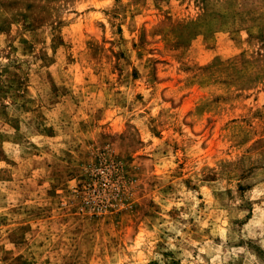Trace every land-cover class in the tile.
I'll use <instances>...</instances> for the list:
<instances>
[{
	"label": "rangeland",
	"instance_id": "1",
	"mask_svg": "<svg viewBox=\"0 0 264 264\" xmlns=\"http://www.w3.org/2000/svg\"><path fill=\"white\" fill-rule=\"evenodd\" d=\"M261 193L264 0H0V264H264Z\"/></svg>",
	"mask_w": 264,
	"mask_h": 264
},
{
	"label": "clouds",
	"instance_id": "2",
	"mask_svg": "<svg viewBox=\"0 0 264 264\" xmlns=\"http://www.w3.org/2000/svg\"><path fill=\"white\" fill-rule=\"evenodd\" d=\"M261 194H264V193H261ZM237 202H239V201H237ZM9 247H11V246L9 245ZM201 251H203V249H201ZM240 251H243V249H240ZM185 255H188V256H190V255H191V253H185Z\"/></svg>",
	"mask_w": 264,
	"mask_h": 264
}]
</instances>
